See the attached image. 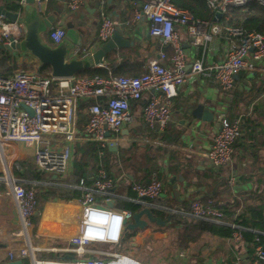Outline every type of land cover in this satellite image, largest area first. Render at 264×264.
Returning <instances> with one entry per match:
<instances>
[{"label": "crops", "instance_id": "obj_1", "mask_svg": "<svg viewBox=\"0 0 264 264\" xmlns=\"http://www.w3.org/2000/svg\"><path fill=\"white\" fill-rule=\"evenodd\" d=\"M66 3L67 0H40V3L34 0L28 15L38 14L40 19L55 17L51 26L46 28L43 41L50 45L47 39L49 29L54 25L61 26L65 29L63 39L69 35L74 41L69 48L68 59L88 56L103 44L98 39L97 31L100 12L104 11L116 22V29L133 41V44L109 53V59L116 58L113 60L114 68L123 60L122 56L129 57L137 64L133 68L123 67L125 71L122 75L142 74L147 70L149 60L157 56L160 50L165 51V62L169 63L174 52L173 46L149 34V21L132 20L134 8L130 0H84L76 10H69ZM0 5L6 8L3 0H0ZM25 6L26 4L17 11H9L19 12L22 14L20 20L24 21L27 9ZM233 8L236 7L230 8L229 17L223 15L214 20L227 22L234 19ZM178 29L182 30L180 27ZM180 38L186 53L188 80L177 88L169 125L162 133L150 130L141 114L145 99L132 101V121L125 124L119 132L111 134L116 139L118 149L110 150L107 147L115 154L108 157L104 149L102 157L103 161H109L104 162L109 174L113 178H121L114 191L122 196L120 198L130 200L135 195L130 197L128 189L131 184L137 183L132 181L139 180L142 183L147 178L151 180L152 173L147 176L151 167L147 159L159 166L164 177H158V174L157 177L163 182V191L153 200L154 206L142 205L149 207L165 223L149 222L145 228L135 229L134 235L128 239L126 232L119 245L98 243L93 247L120 250L123 255L143 264H233L237 253H240L247 264H251L253 252L251 259L247 250L249 247L253 248V241L247 242L244 239L245 244H236L230 236L218 235L198 226H191L187 233L185 225L191 223L193 217L178 211H187L189 203L194 199L210 200L215 206L227 210L228 214L223 211L221 221L204 219L205 221L229 226L235 223L232 220L237 216L245 217L250 223L262 221L263 227L260 229L245 228L264 235V72L260 69L240 71L235 77L233 89L226 96L214 79L193 73L190 64L196 58L205 63L218 61L223 57L226 37L216 36L202 45L190 44L184 31ZM8 53H11L13 61L19 66L28 69L42 66L28 52L16 50ZM96 101L98 99L95 98L80 101L79 113L81 110L85 111L86 103ZM222 115L229 120L240 119L242 135L234 143L232 161L228 165L214 167L206 159L205 152L219 127ZM78 121L80 123L79 114L77 124L81 126L83 123L79 124ZM82 142L87 141L79 143ZM6 152L5 157L12 174L23 180L21 183L24 186H29L35 180L26 179L25 165L30 164L34 168L31 162L32 149L21 143H13L8 145ZM73 160L74 154L70 172ZM21 171L26 178L17 174ZM230 177H234L233 183L228 182ZM172 178L175 180L172 181ZM35 215L37 220L30 236L32 244L38 247L34 250L37 260L59 264L61 261L81 260L92 256L87 254L84 258H78L69 249V239L79 231L80 226L81 204L77 200L49 198L41 203ZM176 220L179 222L175 223ZM18 227L15 200L5 192L4 183L0 181V264L18 259H22L21 264H37L28 257L8 258V249L23 243V239L18 237Z\"/></svg>", "mask_w": 264, "mask_h": 264}, {"label": "built area", "instance_id": "obj_2", "mask_svg": "<svg viewBox=\"0 0 264 264\" xmlns=\"http://www.w3.org/2000/svg\"><path fill=\"white\" fill-rule=\"evenodd\" d=\"M40 3V0H37ZM84 0H67V8L76 10ZM20 7L27 0H17ZM210 11L216 17L230 16L231 7H245L255 3L264 8V0H206ZM133 6V21L145 19L150 22L149 34L161 38L164 43L172 45L173 54L169 63L165 62L167 54L160 50L151 58L147 70L134 75H100L54 77L42 75L37 69H19L11 76H0V181L4 183L5 192L15 200L18 219V237L23 239L19 246L8 249L9 259L26 258L37 264L48 261L37 260L34 250L38 249L31 242V230L35 225L33 216L37 206L36 191L33 185L24 186L23 180L15 177L7 165L5 157L8 145L21 143L32 149L31 162L40 171L67 176L74 154L75 144L79 141H94L100 146L95 176L90 183L81 177L77 183H58L80 191L74 197L81 204L79 231L69 239V249L78 258L92 255L81 260L61 261L59 264H114L123 255L120 250H101L93 245L106 243L119 245L124 231L125 220L133 212L115 206L117 198L122 197L114 190L121 178H113L102 159L104 149L113 146L116 139L111 134L119 132L132 121L130 103L145 99L141 114L143 122L150 130L162 133L170 123L172 101L177 88L188 80L186 53L180 40L181 32L186 33L190 44L202 45L216 36L227 39L223 57L212 63L194 59L191 64L193 73L214 79L220 91L229 96L235 84L236 75L242 70L260 69L264 72V34L247 30L241 26L228 23L195 19L187 9L176 6L172 0H130ZM100 25L97 36L101 43L106 42L115 31L117 24L108 13L100 12ZM180 27L182 30L178 29ZM23 22L7 20L0 15V40L3 43H18L24 37ZM65 36V29L59 25L52 26L47 35L51 46L57 45ZM148 93V94H147ZM98 99L86 103L84 108L87 119L81 126L77 124L80 101ZM29 107L33 113L24 107ZM242 135L241 121L229 120L221 116L219 127L205 152L208 162L214 167L228 165L233 159L234 143ZM7 165V166H6ZM234 182V177L228 179ZM33 183V182H32ZM45 184H54L44 181ZM135 202L154 206L153 200L163 191V182L152 173L146 184L133 183ZM112 201V206L108 201ZM177 212L176 210H171ZM196 219L221 221L223 210L210 200H192L187 211H178ZM107 216L104 222L92 219ZM111 215L120 216V225L115 238L112 237ZM230 238L234 243H244L242 227L231 223ZM137 261V260H136ZM137 264H143L137 261ZM233 264H247L237 253ZM264 264V244L255 237L253 243V262Z\"/></svg>", "mask_w": 264, "mask_h": 264}, {"label": "trees", "instance_id": "obj_3", "mask_svg": "<svg viewBox=\"0 0 264 264\" xmlns=\"http://www.w3.org/2000/svg\"><path fill=\"white\" fill-rule=\"evenodd\" d=\"M6 8L8 10H19L20 5L17 3L16 0H3ZM172 2L183 9H187L189 13L192 15L193 18L208 21L210 23L216 22L214 20V14L210 11L206 0H172ZM235 9V10H234ZM234 10V11H233ZM234 19H231L227 22H224L223 20H220L221 22L241 26L249 31L254 30L258 31L264 34V8L261 6H258L255 3H250L246 5L243 8H233L232 9ZM218 21V22H220ZM216 22V23H218ZM223 23V24H224ZM220 24V23H219ZM222 24V23H221ZM132 49V48H129ZM108 54L106 56V61L108 64L106 66L102 67H95V68H89L85 69L83 71H80L76 75L78 76H93V75H100V76H108V75H122V73L125 71L124 68H130L135 67L134 61H132L129 57L122 56L123 60L120 61L117 67H113L114 62L116 58L109 59ZM13 56L11 53H8L6 51L0 50V76H11L13 75L17 70L19 69H25L24 66H19L15 64L13 61ZM142 65V64H141ZM37 71L42 75H49L50 68L47 65L40 66ZM88 117V113L81 110L79 113V119L80 123L84 122ZM79 123V121H78ZM79 123V124H80ZM100 146L97 142L94 141H87L82 143H76L75 149H74V160L72 161V167L71 172L61 178V177H54L53 174H49L47 172H43L38 170L37 168H33L30 164L25 165V172L27 173L26 176H24L23 171L17 172V174L21 175L22 177L26 179H34L35 181L31 183L30 185H33L36 191V197H37V206L36 210H39V207L42 202L46 201L49 198H60V199H72L74 197L79 196L80 191L77 189L68 188L62 185H58V183H77L81 177H85L87 182L90 183L95 176V169L96 164L98 162V152L100 150ZM115 154V152H112L108 149H106V155L108 157H111ZM128 159V158H127ZM149 162V165L151 166L148 170L147 176L149 177L151 173L156 172L158 174V177H164L163 171L159 169V166L151 161V159H147ZM109 162L107 159L104 161ZM23 165V164H22ZM149 179L147 178L144 182L141 184L148 183ZM44 181H51L54 182V184H45ZM133 182L139 183V180H134ZM29 185V186H30ZM132 186V184H131ZM128 189V195L130 197H134V193ZM116 207L128 209L132 211L133 213L142 209L144 206L141 203L132 201L130 199L125 198H117L116 199ZM225 214H228V211L222 208ZM192 222L185 225V231L189 233V229L191 226H198L200 229L208 230L212 233L218 234V235H225L230 236L232 232V228L229 225L226 224H216L214 222L205 221L204 219H196L192 218ZM37 215L33 216V221L36 222ZM179 222V221H175ZM232 222H235L239 226L242 227V234L244 239L247 242L254 243L255 237H258L260 239V242L264 244V235L260 233H255L250 229L246 228H262V221L260 223H250L247 221L245 217L237 216L235 219L232 220ZM246 227V228H245ZM128 232V235L126 236V239L130 238L132 235H134L135 230H129L126 228L124 231L125 233ZM123 235V237H124ZM123 240V238H122ZM252 252L253 248L249 247L247 250L248 255L250 254L252 259Z\"/></svg>", "mask_w": 264, "mask_h": 264}, {"label": "water", "instance_id": "obj_4", "mask_svg": "<svg viewBox=\"0 0 264 264\" xmlns=\"http://www.w3.org/2000/svg\"><path fill=\"white\" fill-rule=\"evenodd\" d=\"M33 3L34 0H27L24 21L20 20L22 14L16 11H9L3 5H0V15L11 21H21L25 25L24 37L20 42L10 44L1 42L0 49L8 52L18 50L30 53L39 61L40 65L49 66L50 75L54 77H70L85 69L102 67L106 65V56L111 51H114L119 47H126L133 44V41L125 38L119 29H115L112 36L90 55L81 58L72 57L68 59L69 48L74 44V41H72L71 37L67 35V38L62 39V41L55 46L45 43L43 41V36L46 32V28L51 26V23L55 21V17L49 16L40 19L38 14H33L32 16L28 15L29 8ZM216 17H220V14L217 13ZM24 107L30 112V114L33 113L29 107L25 105ZM205 116L203 118H205ZM109 149L117 150L118 146L114 143ZM171 180L174 181L175 178H172ZM112 204V201L109 200L108 205L112 206ZM34 214H37V211H35ZM149 222L164 224L165 220L161 219L159 216H155L149 207H143L134 212L131 218L125 220V223H127L126 227L129 230H135L137 228L143 229ZM69 258L71 259L72 257L70 256ZM21 263L22 259L8 262V264Z\"/></svg>", "mask_w": 264, "mask_h": 264}, {"label": "clouds", "instance_id": "obj_5", "mask_svg": "<svg viewBox=\"0 0 264 264\" xmlns=\"http://www.w3.org/2000/svg\"><path fill=\"white\" fill-rule=\"evenodd\" d=\"M111 226H112V237L115 238L117 229L120 225V216L118 215H111ZM92 219L98 222H104L106 219H108L107 216L104 217H97L94 213L92 214ZM114 264H137V261L129 256H121L117 261L114 262Z\"/></svg>", "mask_w": 264, "mask_h": 264}, {"label": "bare ground", "instance_id": "obj_6", "mask_svg": "<svg viewBox=\"0 0 264 264\" xmlns=\"http://www.w3.org/2000/svg\"><path fill=\"white\" fill-rule=\"evenodd\" d=\"M7 165H9V163H7ZM7 165H6V166H7Z\"/></svg>", "mask_w": 264, "mask_h": 264}, {"label": "rangeland", "instance_id": "obj_7", "mask_svg": "<svg viewBox=\"0 0 264 264\" xmlns=\"http://www.w3.org/2000/svg\"><path fill=\"white\" fill-rule=\"evenodd\" d=\"M7 153V152H6Z\"/></svg>", "mask_w": 264, "mask_h": 264}]
</instances>
